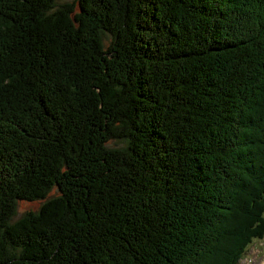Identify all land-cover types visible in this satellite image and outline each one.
Instances as JSON below:
<instances>
[{
	"label": "trees",
	"instance_id": "trees-1",
	"mask_svg": "<svg viewBox=\"0 0 264 264\" xmlns=\"http://www.w3.org/2000/svg\"><path fill=\"white\" fill-rule=\"evenodd\" d=\"M55 1L0 0V264H236L264 234V0Z\"/></svg>",
	"mask_w": 264,
	"mask_h": 264
},
{
	"label": "rangeland",
	"instance_id": "rangeland-1",
	"mask_svg": "<svg viewBox=\"0 0 264 264\" xmlns=\"http://www.w3.org/2000/svg\"><path fill=\"white\" fill-rule=\"evenodd\" d=\"M65 4H73L75 11L78 10V4L76 0H56L54 3L53 10L55 11L61 8V6ZM107 36L108 35L106 34L105 35L106 39ZM105 43L107 45V42ZM247 142H249V140ZM125 146H126V141L123 139L113 140L109 143V147L111 148H123ZM255 159L256 157L253 159V161ZM39 206H40L39 201L29 202V201L18 200L14 219L15 220L19 219L22 216H24L26 213L35 212L36 210H38ZM261 259L264 260V238L262 240H256L252 244H250L249 247L246 249L245 253L243 254L242 258L239 260L238 264H259V261Z\"/></svg>",
	"mask_w": 264,
	"mask_h": 264
}]
</instances>
